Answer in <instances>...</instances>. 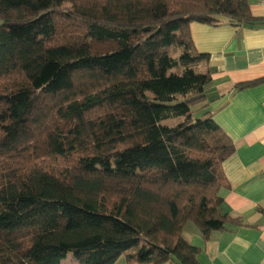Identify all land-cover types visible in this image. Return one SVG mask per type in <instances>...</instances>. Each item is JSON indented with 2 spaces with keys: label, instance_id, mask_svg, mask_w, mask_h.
<instances>
[{
  "label": "trees",
  "instance_id": "trees-1",
  "mask_svg": "<svg viewBox=\"0 0 264 264\" xmlns=\"http://www.w3.org/2000/svg\"><path fill=\"white\" fill-rule=\"evenodd\" d=\"M223 18L264 24L249 0H0V264H200L184 229L233 221L236 145L190 25Z\"/></svg>",
  "mask_w": 264,
  "mask_h": 264
},
{
  "label": "crops",
  "instance_id": "crops-1",
  "mask_svg": "<svg viewBox=\"0 0 264 264\" xmlns=\"http://www.w3.org/2000/svg\"><path fill=\"white\" fill-rule=\"evenodd\" d=\"M249 2L253 15L264 17L262 0ZM222 20L193 22L190 31L197 51L210 55L198 65L212 76L205 87L207 110L236 145L223 163L229 187L219 191L221 209L233 221L207 237L189 222L184 235L199 248L200 264H264V82L236 88L264 77V24L234 26Z\"/></svg>",
  "mask_w": 264,
  "mask_h": 264
},
{
  "label": "rangeland",
  "instance_id": "rangeland-1",
  "mask_svg": "<svg viewBox=\"0 0 264 264\" xmlns=\"http://www.w3.org/2000/svg\"><path fill=\"white\" fill-rule=\"evenodd\" d=\"M197 68L199 70L200 66H198ZM201 110L202 109H200V106H194L192 108V111H193L192 116H194L196 118H200L203 114V112ZM181 120H183V118L175 119V120H169L166 123L173 126V125L177 124L178 122H180ZM62 264H79V262L76 260L75 256L72 253H70L68 258L66 260H64L62 262ZM117 264H127V260H126L125 256H122L121 258H119V261Z\"/></svg>",
  "mask_w": 264,
  "mask_h": 264
},
{
  "label": "built area",
  "instance_id": "built-area-1",
  "mask_svg": "<svg viewBox=\"0 0 264 264\" xmlns=\"http://www.w3.org/2000/svg\"><path fill=\"white\" fill-rule=\"evenodd\" d=\"M262 2L264 3V0H262Z\"/></svg>",
  "mask_w": 264,
  "mask_h": 264
}]
</instances>
